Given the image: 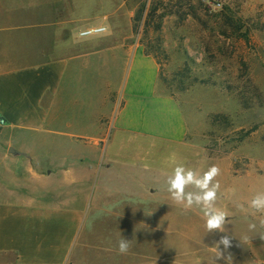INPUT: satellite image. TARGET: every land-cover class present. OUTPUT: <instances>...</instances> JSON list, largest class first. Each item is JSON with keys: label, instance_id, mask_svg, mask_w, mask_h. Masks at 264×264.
I'll return each instance as SVG.
<instances>
[{"label": "crops", "instance_id": "0c3cea01", "mask_svg": "<svg viewBox=\"0 0 264 264\" xmlns=\"http://www.w3.org/2000/svg\"><path fill=\"white\" fill-rule=\"evenodd\" d=\"M0 2V264H226L218 250L228 254L193 236L198 224L180 232L172 214L145 208L161 193L146 157L108 153L184 142L182 110L158 92L156 58L111 33L73 39L78 16L16 24ZM82 144L100 155L81 157ZM125 205L151 212V224L125 216ZM247 240L231 264H264V238Z\"/></svg>", "mask_w": 264, "mask_h": 264}, {"label": "rangeland", "instance_id": "374dc122", "mask_svg": "<svg viewBox=\"0 0 264 264\" xmlns=\"http://www.w3.org/2000/svg\"><path fill=\"white\" fill-rule=\"evenodd\" d=\"M3 2L20 21L16 24L35 17L57 18L60 24H67L70 17L78 16L73 39H83L78 35L82 29L105 26L102 34L142 44L160 65L158 92L176 100L187 135L183 143L174 146L161 143L158 148L108 150L109 155L146 157L145 175L160 176L155 184L161 193L157 198L145 197L144 203L149 205L145 208L157 210L161 219L172 214L177 220L174 229L180 232L184 228L178 226L184 222L198 224L193 236L205 240L208 249L215 250L221 236L227 234L231 247L225 250L220 245L219 249L228 255L246 253L243 243L247 238L264 237V214L248 209V202L264 192V0ZM87 146L81 145V157L100 155ZM174 158L181 161L173 164ZM177 163L201 174L212 165L220 168L216 179L221 187L215 206L228 214L226 232L208 233L199 207L185 212L171 199L167 179ZM122 213L149 224L152 221L151 212L142 214L132 205H125ZM145 231L146 235L151 230ZM160 238L172 239L167 234Z\"/></svg>", "mask_w": 264, "mask_h": 264}, {"label": "clouds", "instance_id": "9594fccd", "mask_svg": "<svg viewBox=\"0 0 264 264\" xmlns=\"http://www.w3.org/2000/svg\"><path fill=\"white\" fill-rule=\"evenodd\" d=\"M90 33L81 32V36H87ZM221 174L218 166L212 165L202 174L184 163H177L172 169V174L167 179V191L171 199L186 212L194 206L199 207L205 220V227L208 233L226 232L225 225L228 222V214L223 209L217 208L215 202L220 191V182L216 179ZM194 190H186V189ZM248 209L253 213L264 214V192L256 194L249 202ZM255 225H250L254 228ZM264 238V237H262ZM223 245L225 250L231 247V238L225 234L221 236L216 247L219 249ZM131 247V240L122 238L118 241L117 251L119 254H127ZM224 258L226 264H231L232 256L229 254L223 257V254L218 250L217 258Z\"/></svg>", "mask_w": 264, "mask_h": 264}, {"label": "built area", "instance_id": "2783aa9c", "mask_svg": "<svg viewBox=\"0 0 264 264\" xmlns=\"http://www.w3.org/2000/svg\"><path fill=\"white\" fill-rule=\"evenodd\" d=\"M89 32L90 34L87 36H81V32ZM106 31V27L105 26H91V27H87L85 29H82L78 32L79 37L81 38H88V37H94V36H98L101 35L102 33H104ZM6 124V120L5 118L2 116L1 112H0V127H3Z\"/></svg>", "mask_w": 264, "mask_h": 264}, {"label": "water", "instance_id": "95a60500", "mask_svg": "<svg viewBox=\"0 0 264 264\" xmlns=\"http://www.w3.org/2000/svg\"><path fill=\"white\" fill-rule=\"evenodd\" d=\"M11 152L14 153V154L17 153V151H15V150H13V149L11 150Z\"/></svg>", "mask_w": 264, "mask_h": 264}, {"label": "trees", "instance_id": "16d2710c", "mask_svg": "<svg viewBox=\"0 0 264 264\" xmlns=\"http://www.w3.org/2000/svg\"><path fill=\"white\" fill-rule=\"evenodd\" d=\"M148 54H151V53H149L148 51H146ZM152 55V54H151Z\"/></svg>", "mask_w": 264, "mask_h": 264}]
</instances>
